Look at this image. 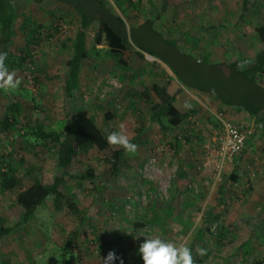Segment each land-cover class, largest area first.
<instances>
[{"label": "rangeland", "instance_id": "1", "mask_svg": "<svg viewBox=\"0 0 264 264\" xmlns=\"http://www.w3.org/2000/svg\"><path fill=\"white\" fill-rule=\"evenodd\" d=\"M11 2V50L16 56L29 55L23 67L9 71L16 73L20 86L0 95V120L12 104L18 107L17 125L7 131L0 127V156L7 157L20 181L10 191L0 189V227L17 220L16 196L32 177L50 183L58 174L56 152L41 154L22 135L31 120L43 118L61 130L68 115L81 109L103 132L117 130L127 119L138 136L132 142L137 145L134 154L111 146L122 151L116 172L97 149L89 150L95 159V182L67 181L60 187L61 200H71L81 212L56 211L51 202L40 206L22 233L0 239V264H50V258L54 264H103L110 250L119 257L114 264L120 259L123 264H143L138 248L146 237L187 242L195 264H264V134L258 136L255 124L232 122L214 99H203L184 85V55L178 57L149 33L139 43L141 32L133 31L153 19L162 38L174 40L196 65L251 57L264 47L255 32L264 26V0L104 3L125 21L131 55L121 64L104 36L96 45L100 26L94 22L86 31L88 55L73 98H67L63 88L79 15L54 0ZM242 8L247 11L240 17ZM154 86L176 96L178 110L187 114L182 127L162 129L150 121V106L157 101ZM107 113L113 117L107 119ZM221 120L253 132L216 179L214 141Z\"/></svg>", "mask_w": 264, "mask_h": 264}, {"label": "trees", "instance_id": "2", "mask_svg": "<svg viewBox=\"0 0 264 264\" xmlns=\"http://www.w3.org/2000/svg\"><path fill=\"white\" fill-rule=\"evenodd\" d=\"M32 1L41 3L44 0ZM54 1L72 7L80 18L79 30L72 39V57L65 62L67 71L63 89L67 98H73L78 86L83 61L88 55L86 48L87 29L94 22H98L100 27L95 38V44H101L102 36H104L109 50L119 59L121 64H126L131 55L127 52L126 47V43L129 41L127 26L125 21L106 7L101 0ZM246 11V8H242L241 15ZM14 22L15 14L11 0H0V52L8 53L5 64L9 71L23 67L26 56L29 55L27 53L25 56H16L11 50ZM153 26L154 20L149 18L139 24L138 27L133 28L134 32H141L139 37H136L139 43H143L142 41L146 39L145 37L149 33L164 41L165 45L169 46L172 53L177 54L178 57L184 55L185 58L180 62L181 67L188 74L187 78L183 80L184 85L215 97L223 106L241 108L255 119L258 131L264 134V47L251 57L235 59L229 63L214 62L207 65L202 63L196 65L198 64L197 60L180 53L175 41L163 39L162 35ZM255 32L258 39L264 42V26L255 28ZM134 45L148 55L153 56L149 49ZM134 55L142 57L139 52ZM238 64L242 70L238 68ZM172 68L177 71L174 65ZM152 90L157 97V101L150 106V121L162 129L182 127L187 114L179 112L174 106L176 96L168 94L158 86H154ZM2 92L3 89H0V95ZM17 113L18 107L16 104H12L7 108L4 118L0 120V127L4 131L17 125L19 122ZM105 117L110 119L113 114L107 113ZM121 123L125 125L127 135L133 142L138 136L133 124L127 119H123ZM22 129V135L30 139L31 146H38L41 154H47L50 151L56 152V170L58 174L50 183H44L38 178L32 177L31 184L18 192L15 201L17 220L10 226L1 225L0 239L22 233L23 227L31 221L37 209L48 202H51L56 211L67 208L73 214L81 212V207H78L71 200L66 199L64 202L61 200L63 194L60 187L67 181L95 182V159L89 157V150L97 149L112 164L115 172L118 170L117 162L122 157V151L113 149L107 143L105 133L98 128L94 119L86 110L80 109L70 113L61 130L51 128L43 118L31 120ZM231 177L236 179L234 174ZM179 184L181 183L179 182ZM19 185V178L15 175L14 168L8 162L7 157L0 156L1 191H10ZM73 234L75 235V233ZM54 261V258L49 259L50 264H54Z\"/></svg>", "mask_w": 264, "mask_h": 264}, {"label": "clouds", "instance_id": "3", "mask_svg": "<svg viewBox=\"0 0 264 264\" xmlns=\"http://www.w3.org/2000/svg\"><path fill=\"white\" fill-rule=\"evenodd\" d=\"M7 57V52H0V89L10 91L17 89L21 80L16 77L14 71L9 72L5 64ZM238 68L242 70L239 64ZM104 133L107 143L114 148H122L127 154L136 152L137 145L131 142L123 123L118 126L117 130L105 129ZM138 253L143 264H195L192 249L187 242L177 245L160 237H146L139 245ZM198 254L204 255V249H199ZM118 258L115 251L110 250L103 259V264H114ZM120 264H123L122 259H120Z\"/></svg>", "mask_w": 264, "mask_h": 264}, {"label": "built area", "instance_id": "4", "mask_svg": "<svg viewBox=\"0 0 264 264\" xmlns=\"http://www.w3.org/2000/svg\"><path fill=\"white\" fill-rule=\"evenodd\" d=\"M103 3L114 5L120 0H101ZM252 130L241 128L230 121L221 120L220 127L215 138V152L217 156L216 179L219 178L220 171L226 161L232 159L248 143Z\"/></svg>", "mask_w": 264, "mask_h": 264}, {"label": "crops", "instance_id": "5", "mask_svg": "<svg viewBox=\"0 0 264 264\" xmlns=\"http://www.w3.org/2000/svg\"><path fill=\"white\" fill-rule=\"evenodd\" d=\"M240 17H242L241 14H240ZM86 35H87V33H86ZM243 58H247V57H243ZM233 60H235V59L228 60V61H216V62L229 63V62H231ZM212 63H213V61H212ZM192 92L205 96V98H203V99H206V98L214 99L216 101V103L223 109V111L226 112V116L228 117V119H231L232 122H234V123L235 122L236 123H247V124H251L250 126H252V125L255 124V126L257 127L256 122H255V119L253 117H251L250 115H248L246 112H244L241 108H238V107H226V106H223L221 104V102L219 100H217L213 96L206 95V94L201 93L200 91H197V90H194V89H192ZM175 102H176V98H175V101H174V106L177 108V106L175 105ZM179 112H180V110H179ZM257 134H258V136H260V134H261L260 131Z\"/></svg>", "mask_w": 264, "mask_h": 264}]
</instances>
